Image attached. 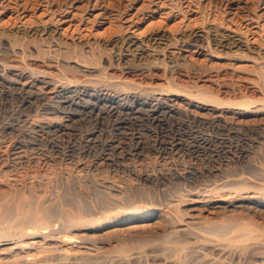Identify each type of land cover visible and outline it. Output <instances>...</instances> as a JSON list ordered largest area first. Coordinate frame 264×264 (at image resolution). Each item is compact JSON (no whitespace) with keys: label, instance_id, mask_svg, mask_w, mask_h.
Wrapping results in <instances>:
<instances>
[{"label":"rangeland","instance_id":"obj_1","mask_svg":"<svg viewBox=\"0 0 264 264\" xmlns=\"http://www.w3.org/2000/svg\"><path fill=\"white\" fill-rule=\"evenodd\" d=\"M10 1L5 0L3 3L8 5H3L5 8L9 7L8 9L5 10L2 6L3 10L0 6V67L3 64L2 68L9 67L14 70L25 68L38 76L41 82L62 79L83 82L93 81L94 83L104 84L106 82L108 84L114 82L118 84L120 82L121 85H119L124 86V89H127V84H129L130 90L134 87L135 90L137 88L149 91L155 90V92L164 94L165 102L168 105L180 108L182 115L174 116L167 113H158L156 117L160 118V124L153 121L155 115L151 109H145L141 111L142 113H135L129 109L134 107L132 104L128 105L129 108L125 107L128 109H120V113H109L107 108H105L106 111L104 110L105 105L86 99L69 106L68 104H62L63 101L57 98L49 100L46 97H41V99L33 94L30 96V93L21 94L16 90L1 87L0 152L8 147L13 148L16 143L25 144L27 142L28 145L31 144L30 146H32L31 149L28 148L25 154L28 159L35 157L41 158L39 160L50 159L55 156L50 148L52 144H49L52 141L62 153L68 152L67 154L71 158L75 155L74 159L67 161L68 163L66 162L65 165L68 166H66L67 168L75 169L74 174L77 175L70 176L65 170V165H61L62 162L57 160L56 162H49L48 167L45 165L47 168L43 165H39V168L35 164L17 166V168L23 169H16L13 172L14 174H8V182H13L12 180L16 178L17 184L27 185L32 190L34 188L31 195H37L38 198L40 196L49 207L56 208L60 199L61 202H63L62 199L71 201L70 203L67 200L63 202L67 204L75 203L77 205L79 203L82 205L83 203L89 208L94 206L96 213L93 212V215L97 214L94 217H100L104 220L100 227L93 230L88 236L80 237L81 235L77 234L80 237L78 243H83L82 245L86 248L83 249L84 252L81 250L82 252L77 251V253L76 251L67 250L65 247L63 248L64 251L61 248H58V251L53 248V250H50L49 247L46 249L37 248L36 250L35 248L32 249L31 246L25 250V253L14 250L12 253L2 255L0 264H264V220H256L257 226L254 221L248 220L246 222V218H241L240 220L246 224L244 226L245 224L242 225L243 223L240 221L243 228H249L246 230L248 236H246L242 226L236 228L238 234L241 231L242 234L239 235H243L238 236L240 238L236 234L234 235L237 232L232 233V230V234H227L228 231H226L225 234L227 235L222 231L217 232L212 230V227L222 226L225 221V225L239 223H235V221L231 223L234 217L231 218V216L238 210L234 213L231 210L229 212L221 208L207 207L204 211L202 210L201 214L202 200L211 198L196 196L195 194L198 190L211 189V187L221 185L222 182L230 181L232 178H229L228 175L238 172L242 167L253 169L255 165L256 167H261L262 163L264 165V62L259 58L258 53L253 50V48H258V50L262 48V51H264V6L259 5V0ZM12 1L14 2L13 5L11 4ZM19 3H23V5ZM15 7L17 10H14ZM22 7H25V12H23ZM62 9H64V12ZM21 10L22 14H19ZM15 11L18 13L16 14ZM61 11L67 13L63 17L68 20L64 19V22H59L61 25H57L58 30L55 36L52 33L41 34L44 29L56 26L54 21L56 18H60ZM51 12H54V15ZM58 12L61 13L57 16ZM260 12L263 15H260ZM128 23L129 25H127ZM24 30L28 32L30 30V37L16 33ZM200 31L241 36L244 40L249 41H247V45L250 49L241 48L239 50L238 48L216 47L210 38L193 36V33H199ZM59 32L60 34H58ZM156 35H164V44L157 49L147 47L149 39ZM127 36L141 40L140 42L144 44L143 48L147 47L151 53L155 52L153 53L154 57L150 59L151 61L147 62L148 64L139 65L137 62H131L133 69L125 70L123 68L115 55L120 51L121 40ZM58 41L61 42L60 50L55 48L59 43ZM67 63L72 65L77 63L82 69L86 70L81 72L71 69V71L70 68L66 67ZM122 82H125L126 87L122 85ZM96 104L98 106H95ZM45 106L47 109H57L64 113L70 110L68 114L76 115L74 119L66 120L68 128L65 135L67 136L70 133L72 135L66 137L62 134V136L60 134H57L59 135L57 136L54 133L45 134L43 137L48 135L47 138L45 137L47 141L44 139L34 144L32 141L33 136L28 134V125L24 122V119L29 118V121H32V119L36 121L39 117L42 122L46 117L47 121L44 120L46 123L57 121L58 114L52 115L53 111H51V114L47 115L49 111L45 114L46 111L40 110L41 107ZM58 107L62 108L59 109ZM93 107L96 108L93 109ZM183 111L192 112V114L200 115L203 118L223 115L225 119L227 118L226 120L230 126L220 131L207 127L201 128L190 123L185 118ZM122 112L123 114H121ZM179 122H183L185 126L195 130L194 132L197 133L195 136L199 137L198 139L209 137L213 143L208 145L209 148H206V146L204 148L200 147L199 152H195V150L184 153L169 151L160 154L156 149H153L155 141L163 142L164 145L170 148L169 145L174 142V129L177 128ZM6 124L13 125L14 130L3 133L2 127L7 126ZM92 131L100 135L96 138L97 142L92 143L94 146L92 144H88V146L80 141L82 139L80 137H84ZM134 135L140 137V146H138L136 139H132L131 136ZM259 136L261 137L259 138ZM177 137L176 140L184 142L185 145L193 143V136L191 137V135L187 137L182 134ZM118 142L123 144L121 146L123 152L121 148L114 149L115 147H113V150H109L108 147H105L106 144L120 146ZM100 144L102 147H100ZM136 150H139L141 156L137 157ZM131 154L134 156L132 157ZM242 154L249 155L252 161L246 159L240 162V165L234 163V160L238 161L239 158L243 157ZM105 158L113 160L114 163H106L110 166L102 164V160ZM77 162L81 164L77 168L72 167ZM115 162L117 165L121 163V167L114 166ZM228 162H232L231 167H227ZM243 162H248V164L244 165ZM23 165L24 167H22ZM89 165L92 166L90 170L86 168L82 170V167H79ZM237 166H240V168ZM41 168L42 170H40ZM258 168H254L256 170L253 171L259 172L257 171ZM213 170L214 172L210 174L209 171ZM135 174H151L150 177L154 179L158 177L159 179L157 178L155 182L152 181V183L146 185L145 183H139ZM174 175L186 178L185 180H178L175 179ZM3 184H0V191H2L0 194L9 193L11 195V190ZM100 185H103L105 189L106 187L115 186L114 188L111 187L116 189L115 191L129 190L123 191L122 195L113 191L107 193L102 186L99 187ZM98 187L101 190L104 189L102 192L105 194L101 190L99 193ZM123 194L125 195L123 196ZM22 195L26 198L31 197L28 190H25ZM116 195L122 197V199L120 198V200ZM222 199L217 197L213 201L226 203ZM73 204L71 205L73 206ZM172 204L176 205L174 209ZM107 205L109 207H106ZM141 207H143V210ZM181 210L183 212L179 214L178 212ZM91 211L93 210L91 209ZM161 213L165 218H163L164 221L154 219V214L161 216ZM183 213L185 215H182ZM226 214L231 215L229 217L230 221L228 218L226 219ZM238 214H240V211ZM55 218V225L61 227V218ZM227 220L229 223H227ZM249 222H254L255 225L252 223L253 226H251ZM236 229L234 228L233 231H236ZM229 235H234L237 238L234 239ZM44 244L54 248L59 246L53 240H49ZM44 244L43 247H45ZM88 246L89 249H87ZM21 254L22 256L27 255L25 261L27 259L29 261L24 262Z\"/></svg>","mask_w":264,"mask_h":264},{"label":"bare ground","instance_id":"obj_2","mask_svg":"<svg viewBox=\"0 0 264 264\" xmlns=\"http://www.w3.org/2000/svg\"><path fill=\"white\" fill-rule=\"evenodd\" d=\"M5 1V0H4ZM4 1H0V6H1V9L4 10ZM10 0H8L9 2ZM17 1V0H16ZM15 1V2H16ZM20 1V0H18ZM76 1V0H75ZM78 1V0H77ZM96 1H99V0H96ZM101 1V0H100ZM160 1V0H159ZM180 1V0H179ZM11 2V1H10ZM13 2V1H12ZM190 2V1H188ZM258 2H260L259 5H263L264 6V0H259ZM23 3H25L23 1ZM20 4V5H23ZM52 3V2H51ZM50 3V5H51ZM74 3V2H73ZM88 3V2H87ZM160 3V2H159ZM191 3V2H190ZM10 4V3H8ZM12 5L14 4L11 3ZM16 4V3H15ZM18 4V6H19ZM94 4V3H93ZM172 4V3H171ZM229 4V3H228ZM4 5V6H3ZM25 5V4H24ZM58 5V4H57ZM72 5V4H71ZM88 5V4H87ZM191 5V4H190ZM189 5V6H190ZM2 6L4 8H2ZM8 6V5H7ZM17 6V5H16ZM46 6V5H44ZM69 6H70V3H69ZM13 7V6H12ZM11 7V8H12ZM48 7V6H47ZM50 7V6H49ZM67 7V6H66ZM93 7V6H92ZM186 7V6H185ZM9 7L5 8L8 9ZM21 8V7H19ZM23 8V7H22ZM160 8V7H158ZM230 8V7H229ZM25 9V7L23 8V10ZM32 9V7H31ZM263 9V8H262ZM10 10V9H9ZM14 10H17L16 7ZM27 10V8H26ZM60 10V9H59ZM64 9H62L63 11ZM242 10V8H241ZM244 10V9H243ZM19 11V10H18ZM52 11V10H51ZM61 11V12H62ZM66 11V10H65ZM79 11V10H77ZM172 11V10H171ZM259 11V10H258ZM261 11V10H260ZM1 12H4V11H1ZM16 12V11H15ZM25 12V10L23 11ZM29 12V11H28ZM34 12V11H33ZM49 12V11H48ZM55 12V11H54ZM54 12H51L52 14ZM61 12H58L57 16L59 15V13ZM64 12V11H63ZM62 12V15H60L59 17L60 18H56V20H52L54 21V25L56 24V26H52V23H51V26L52 27H47L48 29H44L42 31L41 34H50L52 33L53 36H55V34L57 33V25L61 23L59 22H64L65 20L64 19H67L65 17H63L64 14H67L66 12L63 13ZM170 12V11H169ZM236 12V11H235ZM18 12H16L17 14ZM56 13V12H55ZM123 13V12H122ZM261 14L260 15H263L262 12H260ZM264 13V11H263ZM19 14H22V10L21 12H19ZM121 14V13H119ZM134 14V13H133ZM248 14V13H247ZM14 15V14H13ZM54 15V14H53ZM56 15V14H55ZM208 15V14H207ZM244 15V14H243ZM25 16V15H23ZM56 16V17H57ZM96 16V15H95ZM94 16V17H95ZM120 16V15H119ZM259 16V15H258ZM118 17V16H117ZM135 17V16H133ZM247 17V16H246ZM262 17V16H261ZM260 17V18H261ZM54 18V17H53ZM72 18V17H71ZM120 18V17H119ZM118 18V19H119ZM252 18V17H251ZM257 18V17H256ZM259 18V19H260ZM263 18V17H262ZM261 18V19H262ZM88 19V18H87ZM116 19V18H115ZM242 19V18H241ZM68 20V19H67ZM66 20V22H68ZM89 20V19H88ZM131 20V19H130ZM248 20V19H247ZM251 20V19H250ZM118 21V20H117ZM120 21V20H119ZM241 21V20H240ZM48 22V21H47ZM110 22V21H109ZM122 22V21H120ZM237 22V21H236ZM24 23V22H23ZM46 23V22H45ZM71 23V22H70ZM47 24V23H46ZM69 24V23H68ZM239 24V23H238ZM260 24V23H259ZM44 25V24H43ZM129 25V23L127 24ZM59 26V25H58ZM240 26V25H239ZM242 26V25H241ZM128 28H131L129 26H127ZM264 27V26H263ZM253 28V26H252ZM127 29V28H126ZM42 30V28H41ZM206 30V29H205ZM217 31V30H216ZM2 32V31H1ZM255 33V31H253ZM18 34H22V35H25V36H29V34L31 33L30 30L29 32L24 30V31H18L16 32ZM35 33V32H34ZM1 34V33H0ZM40 34V33H39ZM60 34V32L58 33ZM163 34V33H162ZM37 35V34H36ZM62 35V34H61ZM191 35V34H190ZM199 36L200 38H204L205 39H212V41L214 42V44L216 45V47H221V48H228V49H232V48H238L239 50L241 48H244V49H250L247 45V41L246 39L244 40L243 37L241 36H238V35H231V34H219L218 32L216 33H212V32H196L195 34L193 33V36ZM15 36V35H14ZM38 36V35H37ZM51 36V35H50ZM19 37V36H18ZM23 37V36H21ZM30 37V36H29ZM39 37V36H38ZM44 37V36H43ZM246 37V36H245ZM27 38V37H26ZM13 39V38H12ZM43 39V38H42ZM47 39V38H46ZM44 40V39H43ZM54 40V39H53ZM14 41V40H13ZM20 41V40H19ZM45 41V40H44ZM61 41V40H60ZM141 41V40H140ZM138 39H135L134 37L132 36H127V37H124L121 42H120V51L115 55L117 58H118V61L120 62V64L123 65V68L125 70H130L132 68L131 66V62H137L139 65H145V64H148L149 61H151L150 59L154 57V54L155 52L151 53L149 51V49H147V47H152L153 49H157L159 47H161L164 40V35H156L154 37H151L148 41V46L147 44H145L147 47L146 48H143V42H140ZM210 41V40H209ZM43 42V41H42ZM59 42V41H58ZM147 42V41H146ZM249 42V41H248ZM145 43V42H144ZM62 44H64L62 42ZM13 45V44H12ZM112 45V44H111ZM166 45V44H165ZM55 48L57 50H60L61 49V42H59ZM151 48V49H152ZM12 49H13V46H12ZM11 49V50H12ZM63 49V48H62ZM111 49V48H110ZM152 49V50H153ZM91 50V49H90ZM253 50H255L258 55H259V58L261 60H263L264 62V51H262V48L258 50V48H253ZM155 51V50H154ZM232 51V50H231ZM235 51V50H234ZM60 52V51H59ZM165 52V50H164ZM63 53V52H62ZM157 53V52H156ZM67 54V53H66ZM65 54V55H66ZM157 55V54H156ZM116 58V59H117ZM156 59V58H155ZM80 59L78 58V61ZM85 61V60H84ZM148 62V63H147ZM119 64V66H120ZM137 64V65H138ZM3 65V64H2ZM2 65L0 67V89L1 87H7L6 89H13V90H16L18 91L19 93H26V94H29L30 93V96H32L31 94L37 96V97H46L48 98L49 100L51 99H54V98H57L59 100H62L63 102H61L62 104H68L69 106L71 105H74V104H78L80 101L86 99L88 101H94L95 103L97 104H103L105 105L104 107V110L105 108H107V110L110 112H119L120 109H128L129 108V104H132L134 105V107H130L129 109L132 110L133 112H141V111H144L145 109H151L153 112H154V115L155 117L153 118V121H156L158 123L161 122L160 118L156 117V115L159 113V114H163V113H167L169 115H174V116H177V115H182L181 111L175 107L174 105H168L166 102H165V97H164V94H162L161 92H155L154 91H149V90H144V89H136L135 90V87L130 90V87H128L129 84H127V89H124L123 87H121L120 85V82L118 84H115L112 83V84H107L105 83H94L93 81L92 82H83V81H74V80H69V79H62V80H48V82H41L38 78V76H36L33 72L31 73L30 71L26 70L25 68L24 69H18L15 70L12 68H2ZM136 65V64H135ZM150 66V65H149ZM66 67L70 68V70H76V71H81V72H85L86 69H82L81 66L79 64L76 63V65H72L71 63H67L66 64ZM16 68V67H15ZM23 68V67H22ZM133 69V68H132ZM71 70V71H72ZM89 70V69H88ZM74 73V72H72ZM75 74V73H74ZM41 77V76H40ZM60 79V78H59ZM107 81V80H106ZM109 81V80H108ZM112 82V81H111ZM43 84V85H40V84ZM123 83V82H122ZM125 83V82H124ZM122 84V85H125L126 87V84ZM120 84V85H119ZM42 86V87H41ZM132 88V87H131ZM129 89V90H128ZM2 90V89H1ZM152 90V89H151ZM157 91V90H156ZM165 93V92H163ZM25 95V94H24ZM12 96V95H11ZM29 96V97H30ZM39 98V99H40ZM43 98V99H44ZM42 99V98H41ZM67 101H65V100ZM23 100V99H22ZM45 100V99H44ZM47 101V100H46ZM27 102V101H26ZM33 102V101H32ZM22 103V102H21ZM24 103V102H23ZM30 103V102H29ZM93 103V104H95ZM46 104V103H45ZM92 104V103H90ZM88 104V105H90ZM92 104V105H93ZM95 105V106H98V105ZM174 104V103H173ZM42 105V104H41ZM86 105V106H88ZM129 105V106H128ZM25 106V105H23ZM33 106V105H31ZM128 107V108H125V107ZM18 107V106H17ZM52 107V106H51ZM50 107V108H51ZM20 108V107H19ZM53 108V107H52ZM59 108V107H58ZM62 108V107H60ZM59 108V109H60ZM64 108V107H63ZM66 108V107H65ZM69 108V107H68ZM89 108V107H88ZM96 108V107H93V109ZM185 109V108H184ZM20 110V109H19ZM42 111H46L45 114H47V112L49 111V113L47 115H50L51 111H53L52 115L53 114H58V119H56L57 121L55 122H47L46 123V117L44 120L46 121H40L39 120V117L37 118V120L35 121L34 119H32V121H29L27 118L24 119V122L28 125V134L32 135V141L34 142V144H36L37 142H40L42 140L45 139V137L47 138V136H44L45 134H50V133H54V134H62L64 136H66V129L68 128V124L66 125V122L68 121V119H74L76 117V115L74 114H68V111L67 113H64V112H61L60 110H57V109H47V107H41ZM62 110V109H61ZM65 109H63L64 111ZM72 111V110H71ZM79 111V110H78ZM102 111V110H101ZM106 111V110H105ZM66 112V110H65ZM121 112V111H120ZM119 112V113H120ZM147 112V111H146ZM184 112V111H183ZM43 113V112H42ZM87 113V112H86ZM108 113V112H107ZM134 113V114H135ZM142 113V112H141ZM185 113V118L192 124H195L196 126L198 127H207V128H210L212 130H225L228 128L229 123L227 122V118L225 119L224 116H220V115H217L219 117H212V118H203V117H200V115H195V114H192V112L188 113V112H184ZM38 114V113H37ZM44 114V113H43ZM76 114V112H75ZM81 114V113H80ZM106 114V113H105ZM123 114V112L121 113ZM147 114V113H146ZM98 115V114H97ZM110 115V114H109ZM144 115V114H143ZM24 116V115H23ZM35 116V115H34ZM32 116V117H34ZM56 116V117H57ZM78 116V114H77ZM118 116V115H117ZM150 116V115H149ZM160 116V115H159ZM37 117V116H36ZM48 117V116H47ZM162 117V116H161ZM171 117V116H170ZM42 118H44L42 116ZM97 118V117H96ZM150 118V117H149ZM163 118V117H162ZM36 119V118H35ZM48 119V118H47ZM107 119V118H106ZM138 119V118H137ZM168 119V118H167ZM39 120V121H38ZM49 120H51L49 118ZM48 120V121H49ZM54 120V118H53ZM67 120V121H66ZM117 120V119H116ZM77 121V120H76ZM110 121V120H109ZM44 122V123H43ZM70 122V121H69ZM73 122V121H72ZM133 124V123H132ZM161 124V123H160ZM7 125V124H6ZM158 125V124H157ZM70 126V125H69ZM235 126V125H234ZM96 127V126H95ZM3 128V133H7V132H11L14 130V127L13 125H7L5 127H2ZM191 127H187L185 126V124L183 122H179L177 124V128L174 129V142H172L173 144L169 145L170 148L167 147V145H164L163 142H157L155 141V144L153 145V149H156L160 154L161 153H168L169 151L171 152H174L175 153L177 152H191L192 150L195 152H199L200 150V147H203L206 146V148L208 147V145H211L212 140L209 138V137H201L200 139L197 138V136H195L197 133H195L192 128L190 129ZM16 130V128H15ZM26 130V129H25ZM88 130V128H87ZM17 131V130H16ZM182 132V134L184 136H189L191 135V137L193 136V143L192 144H188V145H185V143L183 144L182 142H180V140H176V137L179 135L181 136L182 134H180ZM13 133V132H12ZM15 133V132H14ZM17 133V132H16ZM20 133V132H19ZM22 133V132H21ZM68 133V132H67ZM113 133V132H112ZM11 134V133H10ZM26 134V132H25ZM53 134V135H54ZM71 134V133H70ZM70 134H68L66 137H68ZM20 135V134H19ZM30 135V136H31ZM55 135V136H56ZM61 135V136H62ZM72 135V134H71ZM74 135V134H73ZM82 135H86V134H82ZM23 136V135H21ZM26 136L28 137V135L26 134ZM59 136V135H57ZM60 136V137H61ZM97 136L99 137L100 135H97L96 132H89V134H87L86 136H82L80 138V141L85 143V144H89L91 145L92 143L94 142H97L96 141V138ZM130 136V135H129ZM140 136V135H139ZM263 136V135H262ZM52 137V136H51ZM71 137V136H70ZM77 137V136H76ZM117 137V136H116ZM132 139H136L138 142V146L141 145V141H140V137L138 136H131ZM163 137V136H162ZM183 137V136H182ZM261 136H259L260 138ZM30 138V137H29ZM79 138V137H78ZM121 138V137H120ZM178 138V137H177ZM190 138V137H189ZM188 138V139H189ZM31 139V138H30ZM57 139V138H56ZM76 139V138H75ZM131 139V138H130ZM143 139V138H142ZM152 139V138H151ZM11 140V139H10ZM47 141V139H45ZM54 140V139H53ZM65 140V139H64ZM78 140V139H77ZM76 140V141H77ZM23 141V140H21ZM19 141V142H21ZM27 141V140H26ZM30 141V140H29ZM45 141V142H46ZM55 141V140H54ZM79 141V143H80ZM100 141V140H99ZM134 141V140H133ZM163 141V140H162ZM7 142V140H6ZM17 142V141H16ZM31 142V141H30ZM49 142V141H48ZM75 142V141H74ZM144 142V141H143ZM192 142V141H191ZM256 142V141H255ZM8 143V142H7ZM32 143V142H31ZM82 143V144H83ZM106 143H108L106 141ZM112 143V142H111ZM119 143V142H118ZM145 143V142H144ZM26 144V145H25ZM25 144H21V143H16L15 146L13 148H10L8 147L6 150H3V152H0V184L1 183H4L5 185L8 186V189L11 190L10 192H12V194L10 195L9 193H6V194H0V261L2 260L1 257H3L2 255L4 254H9L12 253L14 250H19L20 252H23L25 253V250L28 248V247H31L32 249L35 248L37 250L38 249H46V248H50V250L53 248L55 249L56 251H58V248H61V250H63V248H67V250H70V251H81L83 249H86L85 246H83L82 244H79L78 243V238L80 237H83V236H88L89 233H91L93 230L95 229H98L100 227V225L102 224V221L104 219H101L100 217H94L96 216L97 214H94L93 215V212H95V207L92 206V207H88L86 205H82L77 203V205L73 204V206L71 204H67V203H63L65 200L67 199H62L63 202H61L60 200H58L57 204L58 206L56 208H53V207H49L46 205V202H44L40 196L39 198L37 197V195H34L37 197V198H34L35 196H32L31 193H33L34 191V188L33 190L29 187H27V185H21V184H17L16 183V178H14V180H12L13 182H8V174H14L13 172L16 171V169H20L17 168V166H20L22 164H35V165H38L37 167H39V165H43V167L46 165L48 167L47 164H49V162H56L57 160L61 161L62 164L61 165H65L67 161H70L75 155H73V157L71 158L70 155H68L67 153H62L59 149L58 146L55 145V143H53L52 141L49 142V144H52L50 146L52 152L55 154L54 157L50 158V159H44V160H39L41 158H32V159H28V156L26 157V153H27V150L28 148L31 149L32 146H30L31 144H27V142ZM76 144V143H75ZM81 144V143H80ZM120 144V143H119ZM86 145V146H87ZM88 145V146H89ZM93 145V144H92ZM101 145V144H100ZM123 144H120V146H112V144H106L105 147H108L109 150H113V147H115L114 149H119L121 148ZM259 145V144H258ZM47 146V145H46ZM94 146V145H93ZM135 146H137L135 144ZM64 147V146H63ZM92 147V146H90ZM102 147V145L100 146ZM125 148V147H124ZM209 148V147H208ZM69 149V148H68ZM73 149H74V146H73ZM72 149V151H73ZM82 149V148H81ZM140 149V148H139ZM150 149V148H149ZM66 150V149H65ZM85 150V149H84ZM83 150V151H84ZM106 150V148H105ZM108 150V149H107ZM122 150V148H121ZM37 151V150H36ZM71 151V150H70ZM76 151V150H75ZM82 151V152H83ZM126 151V150H125ZM35 152V151H34ZM39 152V151H38ZM84 152H87V151H84ZM90 152V151H89ZM123 152V150H122ZM128 152V151H127ZM31 153V152H30ZM70 153V152H69ZM73 153V152H72ZM75 153V152H74ZM73 153V154H74ZM256 153V152H255ZM37 154V153H36ZM71 154V153H70ZM118 154V153H117ZM125 154V153H124ZM128 154V153H127ZM134 154V153H133ZM136 154L138 155L137 157L141 156L139 154V150H136ZM135 154V155H136ZM155 154V153H154ZM193 154V153H191ZM45 155V154H44ZM94 155V154H93ZM199 155V154H198ZM81 156V155H80ZM119 156V155H118ZM131 156L133 157L134 155L131 154ZM131 156H128V157H131ZM159 156V155H158ZM240 156V155H239ZM243 157L239 158L238 161H235L234 160V163H240L242 161H245L246 159H249L250 160V157L249 155L247 156V154H242ZM41 157V156H40ZM124 157V156H123ZM122 157V158H123ZM219 157V156H218ZM93 158V157H92ZM114 158V157H113ZM121 158V157H120ZM127 159V157H124ZM123 158V159H124ZM237 158V157H236ZM74 159V158H73ZM72 159V160H73ZM111 159V158H110ZM132 159V158H130ZM71 160V161H72ZM81 160V159H80ZM117 160V159H116ZM133 160V159H132ZM135 160V159H134ZM233 160V159H231ZM41 161V163H40ZM124 161V160H123ZM230 161V159H229ZM252 161V160H250ZM60 162V163H61ZM93 162V161H92ZM102 164H106V163H110V162H113V160H109L107 158L103 159L102 160ZM117 162V161H116ZM114 164V166H120L121 167V163H118V165ZM120 162V161H119ZM255 162V161H254ZM264 162V160H263ZM68 163V162H67ZM69 163H72L74 164L73 162H69ZM79 163V162H77ZM75 164V165H72V167H78V165H80L81 163L79 164ZM99 163V162H98ZM114 163V162H113ZM112 163V164H113ZM245 163V164H244ZM251 163V162H250ZM249 163V164H250ZM83 164V163H82ZM96 164V163H94ZM101 164V165H102ZM244 165L248 164V162H243ZM251 164H254L253 162ZM250 164V165H251ZM256 164V163H255ZM254 164V165H255ZM24 165L22 167H24ZM52 165V164H51ZM71 165V164H70ZM69 165V166H70ZM86 165V164H85ZM102 165V166H104ZM106 165H109L110 164H106ZM142 165V164H141ZM213 165V164H212ZM227 167H229L230 165H232V162H228L227 163ZM240 165V164H239ZM27 166V165H26ZM45 166V167H46ZM67 165H65L66 167ZM96 166V165H94ZM98 166V165H97ZM113 166V165H112ZM253 166V165H252ZM30 167V166H29ZM46 167V168H47ZM68 167V166H67ZM65 168V170L67 171V173L70 175V176H73V175H76L74 174L75 172V169H70V168ZM71 167V168H72ZM79 167H82L81 169H87V170H90V167L92 166H79ZM107 167V166H106ZM122 167H124L122 165ZM214 167V166H212ZM220 167V166H219ZM231 167V166H230ZM240 168V166H237ZM246 167V166H245ZM260 166H257L256 165L253 167V169L249 168V167H246V168H241L239 169V171L237 172H234L233 174H230L228 175L229 178H232L230 181H225V182H222L221 185H218V186H215V187H211V189H205L204 190H198L195 194L196 196L197 195H200V196H207L211 199H208V200H202L203 203L200 207L201 210H200V213L202 212V210L204 211L205 208L207 207H211L213 209H216V208H221L223 210H227L230 212L233 211L235 213L236 210H238V212L240 211V214H238V212L236 211V213L238 214H234V215H230L231 218H232V221H235L236 222H239V223H236V224H233V225H225V222L222 223L223 225L221 226H216V227H212V230H215L217 232H224L227 233L226 231H228L227 234H232L233 232H237V233H234V235L236 234V236H240L239 234L241 233V231L239 232L238 234V231H237V227H241L242 225H244L245 223H243L240 219L242 218H246V222L248 220H251V221H258V220H264V165L262 163V166L260 168H258ZM36 168V167H35ZM40 168V167H39ZM61 168V167H60ZM105 168V167H104ZM103 168V169H104ZM108 168V167H107ZM254 168H258L257 171L259 172H254L253 170H256ZM23 169V168H21ZM20 169V170H21ZM27 169V168H26ZM32 169V168H31ZM79 169V168H78ZM95 169V168H94ZM126 169V168H125ZM233 170V168H231ZM235 169V168H234ZM25 170V169H24ZM37 170V168H36ZM42 170V168L40 169ZM44 170V169H43ZM105 170V169H104ZM119 170V169H118ZM117 170V171H118ZM130 170V169H128ZM137 170V169H136ZM28 171V169H27ZM46 171V170H45ZM44 171V172H45ZM216 171V170H215ZM228 171V170H227ZM25 172V171H24ZM38 172V171H37ZM41 172V171H40ZM94 172V171H93ZM131 172V171H130ZM129 172V173H130ZM170 172V171H168ZM211 172L210 174H212L214 172L213 171H209ZM218 172V170H217ZM229 172V171H228ZM49 173V172H48ZM59 173V172H58ZM66 173V172H65ZM77 173V171H76ZM79 173V171H78ZM86 173V172H85ZM117 173V172H116ZM133 173H136V172H133ZM140 173V172H139ZM142 173V172H141ZM148 173V171H147ZM216 173V172H215ZM221 173V171H220ZM220 173H218L220 175ZM35 174V172H34ZM43 174H46V173H43ZM62 174V173H61ZM95 174V173H94ZM132 174V173H131ZM145 174V173H144ZM228 174V173H226ZM19 175V174H18ZM29 175V174H28ZM38 175V173H37ZM41 175V174H40ZM88 175V174H87ZM133 175V174H132ZM136 175V178H137V181H139V183H145L147 185V183H152V181L155 182V180H157V178H152L150 177L151 174L149 175H141V174H135ZM163 175V174H161ZM31 176V174H30ZM33 176V175H32ZM35 176V175H34ZM45 176V175H44ZM67 176V175H66ZM77 176V175H76ZM211 176V175H210ZM22 177V176H21ZM41 177V176H39ZM43 177V176H42ZM41 177V178H42ZM56 177V176H55ZM83 177V176H82ZM88 177V176H87ZM175 179H181V180H185L186 177H182V176H175ZM177 177V178H176ZM1 178H5L4 180ZM36 178V177H35ZM45 178V177H44ZM92 178V177H91ZM107 178V177H106ZM226 178H227V175H226ZM18 179V178H17ZM21 179V178H20ZM58 179V178H57ZM77 179V178H75ZM79 179V178H78ZM87 179V178H86ZM108 179V178H107ZM159 179V178H158ZM188 179V178H187ZM217 179V178H216ZM36 180V179H35ZM34 180V181H35ZM59 180V179H58ZM219 180V179H218ZM10 181V180H9ZM21 181V180H19ZM38 182V180H36ZM72 181V180H71ZM92 181V180H90ZM109 181V180H108ZM162 181V180H161ZM223 181V180H222ZM44 182V181H43ZM94 182V181H92ZM95 183V182H94ZM100 183V182H99ZM107 183V182H106ZM157 183V181H156ZM176 183V182H175ZM3 184V185H4ZM31 184V183H30ZM33 184V183H32ZM41 184V183H40ZM126 184V183H125ZM129 184V183H128ZM184 184V183H183ZM216 184V183H215ZM39 185V183H38ZM42 185V184H41ZM131 185H133L131 183ZM31 186V185H30ZM43 186V185H42ZM97 186V185H96ZM95 186V187H96ZM105 189V187H103V185H100L99 187H101ZM106 186V185H105ZM107 186H110V185H107ZM154 186V185H152ZM156 186V185H155ZM214 186V184H213ZM41 187V186H40ZM98 187V188H99ZM106 187V189L104 191H107V193L111 192H116V194H120L122 195L123 190L122 191H115L116 189H112L114 187ZM118 187V186H117ZM125 187V186H124ZM208 187V186H207ZM206 187V188H207ZM97 188V189H98ZM122 188V187H121ZM126 188V187H125ZM127 188H130V187H127ZM143 188V187H142ZM96 189V188H95ZM138 189V188H137ZM148 189V188H147ZM152 189V188H151ZM6 190V189H5ZM25 190H28V192L30 193L31 197L29 198H26L24 197L22 194L25 192ZM36 190V189H35ZM100 188H99V193H100ZM101 190V192L103 191ZM119 190V189H117ZM129 190V189H127ZM126 190V191H127ZM131 190V189H130ZM133 190H134V187H133ZM132 190V191H133ZM192 190V189H190ZM33 191V192H32ZM2 192V191H0ZM7 192V191H6ZM194 192V190L192 191V193ZM39 193V192H38ZM104 193V192H102ZM101 193V194H102ZM125 193V192H124ZM133 193V192H132ZM137 193V192H136ZM191 193V192H190ZM105 194V193H104ZM127 194V193H126ZM134 194V193H133ZM29 196V194H27ZM125 194H123L124 196ZM27 196V197H28ZM105 196V195H103ZM109 196V194H108ZM113 196V195H112ZM118 197V195H116ZM128 196V195H127ZM102 197V196H101ZM111 197V196H109ZM116 197V198H117ZM219 198V199H224L226 203H222L220 201H213L215 200L216 198ZM104 198V197H103ZM108 198V197H107ZM106 198V199H107ZM115 198V197H114ZM119 199L122 197H118ZM212 198H215L212 200ZM110 199V198H109ZM120 199V200H121ZM125 199V198H124ZM202 199H205V198H202ZM222 199V200H223ZM114 200V199H113ZM99 201V200H98ZM105 201V200H104ZM173 201V200H172ZM171 201V203H172ZM61 202V203H60ZM67 202H71L69 200H67ZM80 202V201H79ZM108 202V201H107ZM114 202V201H113ZM123 202V200H122ZM60 203V204H59ZM81 203V202H80ZM96 203H97V200H96ZM99 203V202H98ZM105 203V202H104ZM110 204V203H109ZM108 204V205H109ZM113 204V203H112ZM169 204V203H168ZM71 205V206H69ZM98 205V204H97ZM106 206V207H109V206ZM115 205V204H113ZM173 205V209L174 207V204ZM178 205V204H177ZM69 206V207H67ZM103 206V205H101ZM72 207V208H70ZM150 207V206H149ZM97 208V207H96ZM115 208V207H114ZM142 210H143V207H141ZM147 208V207H146ZM169 208V207H168ZM178 208V207H177ZM177 208H176V212H177ZM91 209L93 211H91ZM101 209V208H100ZM102 210V209H101ZM111 210V209H110ZM109 210V211H110ZM124 210V209H123ZM158 210V209H157ZM180 210V208H179ZM160 211V209H159ZM92 212V213H91ZM100 212V211H99ZM104 212V211H103ZM126 212V211H125ZM161 212V211H160ZM181 212H183L182 210L179 211L178 213L181 214ZM208 212V211H207ZM225 213V211H223ZM232 212V213H233ZM96 213V212H95ZM177 213V214H178ZM227 213V212H226ZM230 213V214H232ZM119 214V213H118ZM163 213H161V216L160 215H155L154 214V219H159V221H164V217L162 216ZM176 214V215H177ZM202 214V213H201ZM210 214V213H209ZM222 214V213H221ZM125 215V213H124ZM182 215H185L184 213ZM226 219L228 218L229 219V214H226ZM165 216V215H164ZM55 217H59L61 218L62 222H61V227L56 226L55 225V220L56 219ZM177 217H179L177 215ZM204 217V216H203ZM202 217V218H203ZM100 218V219H99ZM149 218V217H148ZM152 218V217H151ZM164 218V219H163ZM169 218V217H168ZM201 218V217H200ZM205 218V217H204ZM207 218V216H206ZM106 219V218H105ZM192 219V218H191ZM234 219V220H233ZM140 220V219H139ZM146 220V219H145ZM203 220V219H202ZM207 220V219H206ZM205 220V221H206ZM209 220V219H208ZM231 219H229L230 221ZM229 221L227 220V223H229ZM243 223L241 225V223ZM254 222H249V224L251 225ZM263 222V221H262ZM142 223V222H141ZM156 223H158V221H156ZM160 223V222H159ZM256 223V222H255ZM60 224V223H59ZM187 224V223H185ZM257 226H258V223H256ZM251 225V226H253ZM144 226V225H143ZM186 226V225H185ZM188 226V225H187ZM246 226V224L244 225ZM135 227V226H134ZM132 227V228H134ZM234 228L236 229V231H233ZM243 228V226H242ZM259 228H261L259 226ZM239 229V228H238ZM244 229V228H243ZM242 229V230H243ZM247 229H249L247 227ZM246 227L245 229L243 230L247 235L246 233ZM253 229V228H252ZM255 229V228H254ZM257 229V228H256ZM211 230V232L213 233V231ZM231 230H232V233H231ZM264 230V229H263ZM230 231V233H229ZM261 230L259 229V232ZM63 232V233H61ZM66 234H65V233ZM69 232V233H68ZM68 233V234H67ZM77 234H80L81 236L78 237ZM225 234V235H227ZM242 234V233H241ZM244 234V236H245ZM234 235H229V236H232L234 239ZM243 236V235H241ZM240 236V237H241ZM236 237V238H237ZM238 237V238H240ZM49 240H53V242H57L59 246H56L55 248L52 246H47L45 245L44 243H46L47 241ZM55 240V241H54ZM81 243V242H80ZM43 244L45 245V247H43ZM49 245V244H48ZM55 245V243H54ZM47 246V247H46ZM69 246V247H68ZM87 247V246H86ZM52 249V250H53ZM89 249V246L88 248ZM54 250V251H55ZM60 250V249H59ZM65 250V249H64ZM63 250V251H64ZM97 250V249H96ZM95 250V251H96ZM90 251V250H89ZM82 252V251H81ZM84 252V250H83ZM78 253V252H77ZM27 254V253H26ZM28 255V254H27ZM27 255H23L21 254V257L23 259L24 262H28L29 260L26 259ZM20 257V258H21Z\"/></svg>","mask_w":264,"mask_h":264}]
</instances>
